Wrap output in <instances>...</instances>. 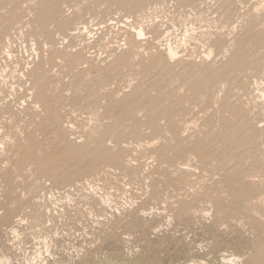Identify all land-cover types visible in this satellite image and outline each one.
<instances>
[{"label":"rangeland","instance_id":"rangeland-1","mask_svg":"<svg viewBox=\"0 0 264 264\" xmlns=\"http://www.w3.org/2000/svg\"><path fill=\"white\" fill-rule=\"evenodd\" d=\"M263 120L264 0H0V264H264Z\"/></svg>","mask_w":264,"mask_h":264},{"label":"bare ground","instance_id":"bare-ground-1","mask_svg":"<svg viewBox=\"0 0 264 264\" xmlns=\"http://www.w3.org/2000/svg\"><path fill=\"white\" fill-rule=\"evenodd\" d=\"M255 62H256V61H255ZM206 76H207V75H206ZM245 79H246V78H245ZM259 91H261V90H259ZM259 91H258V92H259ZM263 121H264V120H263ZM240 122H241V121H240ZM259 123H260V122H259ZM261 123H262V122H261ZM249 127H251V126H249ZM243 133H244V132H243ZM252 133H253V132H252ZM252 133H251V134H252ZM237 139H238V138H237ZM137 140H138V139H137ZM156 140H157V139H156ZM162 150H163V149H162ZM209 151H210V150H209ZM248 151H249V150H248ZM162 160H163V159H162ZM187 168H188V167H187ZM190 168H191V167H190ZM214 177H215V176H214ZM102 264H103V263H102ZM111 264H112V263H111ZM113 264H114V263H113Z\"/></svg>","mask_w":264,"mask_h":264}]
</instances>
